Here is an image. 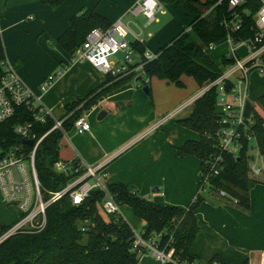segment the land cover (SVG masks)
Masks as SVG:
<instances>
[{"label":"crops","instance_id":"obj_1","mask_svg":"<svg viewBox=\"0 0 264 264\" xmlns=\"http://www.w3.org/2000/svg\"><path fill=\"white\" fill-rule=\"evenodd\" d=\"M136 2L66 0L52 9L39 0H0V42L4 59L14 65L21 82L53 120L63 118L65 104L86 97L105 82V76L98 70L87 63L72 62L73 57L70 60L55 43L67 30L72 16L93 10L111 25L120 22L127 30L126 40L138 42L150 52L190 29L193 16H188L177 0H156L159 10L151 23L141 14H132ZM207 54L214 62L220 56L215 49ZM221 61L222 56L220 65ZM138 78L101 98L96 107L83 114L90 131L77 134L72 129L65 134L60 141L59 159L64 162L80 159L91 167L105 165L109 184L128 185L160 206L187 208L197 194L200 161L190 156L180 158L178 149L188 140H198L199 136L180 127L177 121L188 118L193 107L173 122L165 123L158 130L152 129L166 113L195 96L199 88L186 76L181 78L182 88L153 78L148 98L143 89L139 90ZM48 79L52 83L41 91V84ZM187 82L191 84L189 90ZM158 83L168 87L164 97L156 90ZM101 112L106 116L98 121ZM216 197L204 199L196 211L198 225L209 228L217 237L214 248L229 247L245 253L249 264H264V185L255 184L250 189L247 211L228 198ZM120 215L133 231L142 229L143 222L133 214V223L122 211Z\"/></svg>","mask_w":264,"mask_h":264},{"label":"trees","instance_id":"obj_2","mask_svg":"<svg viewBox=\"0 0 264 264\" xmlns=\"http://www.w3.org/2000/svg\"><path fill=\"white\" fill-rule=\"evenodd\" d=\"M66 0H39L42 5L52 9L59 7ZM188 16H193L190 29L180 33L169 44L157 49L158 55L153 61L142 65L138 75L131 74L123 78L105 76V82L82 99L64 105L62 129L65 134L73 129L74 123L84 113L97 106L101 98L122 88L135 78L139 86L147 89L150 95V80L165 81L178 88L184 85L183 76L190 77L199 89L215 81L223 72L227 61L222 60L218 66L206 53L211 44L220 43L226 36L221 26L227 13V2L216 5L218 0H177ZM215 6V7H214ZM214 7L206 15L207 11ZM251 18L242 20L238 31L240 39L252 35ZM112 27L107 19L93 10H83L68 21L67 30L55 43L71 58L81 47L87 34L93 29L103 31ZM132 50L139 56L145 48L138 42H129ZM4 60L0 42V62ZM137 67V64L132 66ZM217 93L215 89L205 92L193 105L190 116L177 121L185 130L198 134V140H188L178 149L180 158L194 157L200 161L199 187L203 188V175L208 173V162L221 155L218 174L210 177L207 188L213 195L224 192L229 200H236L241 210H249V191L255 184L264 181L250 179L249 163L254 157L249 156L250 144L243 141V148L238 155L221 153L216 145ZM264 113V94L256 99ZM33 112L24 105L15 108L14 114L0 125V149L7 150L22 144L14 132L17 125H31L32 133L40 138L53 127V121L47 118L45 123L34 120ZM252 136L259 156L264 157V119L254 112ZM63 134L52 131L39 145L34 159L35 170L40 185L56 192L69 182L70 177L57 174L54 165L59 159L60 141ZM30 149L27 148V151ZM73 161L76 162V159ZM108 194L122 207L126 206L135 218L143 222L145 236L162 233L161 244L171 239L176 257L188 264L202 259L201 244L211 247L206 264H249L245 253L224 247L215 249L217 237L213 232L198 225L196 211L204 198L196 194L187 208L160 206L143 198L134 188L121 183L107 185ZM104 194L93 190L89 197L79 206H73L68 197H63L51 205L46 212L47 225L37 235H16L0 246V264H138V257L131 253L134 231L120 216H109L106 220L99 214L98 205H102ZM211 244L213 246H211Z\"/></svg>","mask_w":264,"mask_h":264},{"label":"built area","instance_id":"obj_3","mask_svg":"<svg viewBox=\"0 0 264 264\" xmlns=\"http://www.w3.org/2000/svg\"><path fill=\"white\" fill-rule=\"evenodd\" d=\"M224 1L227 2L229 15L221 23L226 31L222 41H225L228 54L222 56V60L227 61V65L215 81L205 85L194 97L166 113L152 130H158L165 123L176 119L183 111L193 107L194 102L205 92L215 89L217 103L220 105L215 110L218 116L216 145L221 153L236 156L243 148L244 140L248 141L250 149L251 145L255 144L252 136L253 114L262 111L260 106L249 101L248 91L250 74L259 73L264 76V0H218L215 6ZM214 7H211L206 15ZM158 10L156 0H137L131 12L133 15H143L148 23H151ZM246 17L252 20V35L240 39L238 31ZM127 34L120 22L105 31L98 28L91 30L81 47L75 51L72 62L87 63L104 76L123 78L131 74L138 75L142 71V65L155 60L158 55L145 51L138 57L139 60L135 61L137 54L126 40ZM218 44L208 46L206 53L215 49ZM118 55L120 58L117 61L115 59ZM134 64H137V67L133 68ZM51 83L52 79L45 80L40 90L45 91ZM21 105L34 113L33 117L37 122L45 123L47 118L52 119L48 110L21 82L14 65L4 59L0 62V125ZM52 121L53 127L40 138L32 133L31 125L15 126L13 132L21 138L22 144L4 151L0 149V208L16 211L15 219L10 225L1 222L0 214V246L16 235H37L43 232L47 225V209L63 197H68L73 206H79L93 190H98L104 194L101 205L103 213L107 217L120 215L121 207L107 192L108 175L105 165L91 167L80 159H76V162L58 161L54 165V171L70 177L66 186L53 192L40 185L34 165L39 145L54 130L65 136L62 129L63 119ZM73 129L77 134L88 133L90 124L82 116L75 121ZM27 141H32L33 145L28 146L25 143ZM27 148L30 150L27 151ZM221 161L219 155L208 162V173L202 176L205 186L210 177L218 174ZM250 173L260 176L264 174V168L250 167ZM220 196L228 198L224 192H221ZM230 201L236 203L234 199ZM161 238L162 233H153L146 237L143 229L134 231L130 251L138 257V264L142 258L149 255L158 264H188L176 257L174 248L170 245L171 239L162 245Z\"/></svg>","mask_w":264,"mask_h":264},{"label":"rangeland","instance_id":"obj_4","mask_svg":"<svg viewBox=\"0 0 264 264\" xmlns=\"http://www.w3.org/2000/svg\"><path fill=\"white\" fill-rule=\"evenodd\" d=\"M199 1L204 2L205 0H199ZM224 42L225 41H221V43H219L218 46L215 48L216 53L218 52L220 54V56H226L228 54V48ZM239 54H240V56L242 55L241 52ZM220 56L217 59H214L215 62L219 66H220ZM118 57H120V56L118 55L117 58ZM188 80L193 81L190 78H188ZM190 88H191V84L189 82H187V89L189 90ZM171 89H173V88H171ZM175 89H178V88H175ZM139 90L141 91L142 88H139ZM156 90L160 93L161 97H164L166 91L168 90V87L164 86L163 84L158 83ZM199 91H200V89H198L195 92V94L199 93ZM262 94H264V76L259 74V73L250 74V76H249V91H248L249 101L251 103L255 104L257 97H259ZM150 97H151V95H150ZM150 97L148 96V98H150ZM192 97H194V96H192ZM164 99L165 98H163V101H164ZM255 105L257 106L258 104L256 103ZM218 106H220V105L218 103H216L215 109L218 108ZM259 113L261 114V116L264 119V113L260 110H259ZM171 121L173 122V120H171ZM251 146H252V148L249 150L248 155L252 156L254 158H253V160L250 161L249 166L251 168L253 166H255L256 168H259V169L264 168V157L259 156L258 151H257V147L254 143ZM60 155H61V153H60ZM248 176L250 177V179H253V180L264 181V174H261L260 176L255 177L254 175H252L250 173ZM199 182H200V180H199ZM197 194L202 196L204 199H208V198L210 199V198L216 197L215 195H213V193H211L209 191V189L206 186L203 188L198 186ZM121 211H122L123 216L129 222H131V223L134 222L132 219V214L128 208H125L122 206ZM98 212L105 220L108 218L103 213L101 205H98ZM0 214H1V222L5 225H10L12 223V221L15 219L16 211L14 209H7V208L2 207V208H0ZM211 246H213V245L211 244ZM210 249H211V247L209 245H206L205 242H204V244H201L200 253H201L202 259L199 261H196L192 264H206V261H207L208 257L210 256L209 254L212 252V250H210ZM141 263L142 264H158L150 255L147 256L145 259H143Z\"/></svg>","mask_w":264,"mask_h":264},{"label":"water","instance_id":"obj_5","mask_svg":"<svg viewBox=\"0 0 264 264\" xmlns=\"http://www.w3.org/2000/svg\"><path fill=\"white\" fill-rule=\"evenodd\" d=\"M138 81V80H137ZM143 93H145L146 95H148L149 93H148V91H147V89H143ZM105 116H106V113L105 112H101L99 115H98V117H97V120L98 121H101V120H103V118H105ZM28 146H32L33 145V143H32V141H27V142H25Z\"/></svg>","mask_w":264,"mask_h":264}]
</instances>
